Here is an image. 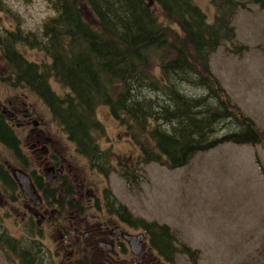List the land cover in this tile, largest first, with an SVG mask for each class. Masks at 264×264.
<instances>
[{
  "label": "trees",
  "instance_id": "trees-1",
  "mask_svg": "<svg viewBox=\"0 0 264 264\" xmlns=\"http://www.w3.org/2000/svg\"><path fill=\"white\" fill-rule=\"evenodd\" d=\"M46 1L55 15L36 32L6 30L0 21V52L9 68L3 80L39 94L54 121L96 170L104 175L113 170L108 152L99 145L98 133L104 128L96 109L101 105L117 119L148 132L151 145L139 143L142 163L174 169L225 143H264V133L232 103L210 64L220 46L235 40L238 10L249 4L264 8V0H210L212 19L196 0H152V5L150 0ZM18 44L38 47L50 61L28 60ZM52 81L67 92L56 93ZM0 142L17 159L27 160L17 132L1 113ZM0 173L5 185L14 187L8 172L0 167ZM120 173L129 182L135 176L129 165H121ZM74 188L72 182L67 184L65 193L71 196ZM106 191L108 208L122 215L124 207L117 206L111 189ZM123 216L144 229L152 248L168 264H175V256L183 253L198 264L199 251L180 243L169 225L138 220L130 212ZM2 223L0 215V249L20 264H42L37 253L31 256L20 249L21 242Z\"/></svg>",
  "mask_w": 264,
  "mask_h": 264
},
{
  "label": "rangeland",
  "instance_id": "rangeland-1",
  "mask_svg": "<svg viewBox=\"0 0 264 264\" xmlns=\"http://www.w3.org/2000/svg\"><path fill=\"white\" fill-rule=\"evenodd\" d=\"M196 1L212 19L214 7L210 0ZM54 15L46 0H0V21L6 30L21 27L27 33L36 32ZM159 16L165 24L172 25L161 14ZM91 20L96 22L92 15ZM233 24L236 38L211 55V69L232 103L264 133V8L249 4L238 10ZM17 47L30 61H50L36 46L18 44ZM8 71L0 52V103L8 104L20 97V101L35 107L46 121L49 120L60 155L68 157L81 178L94 187L84 199L95 195L107 197L106 189H111L117 206L122 205L123 211L130 212L135 219L169 225L180 243L199 251L198 264H264V143H225L197 154L187 165L174 169L155 162L142 163L139 143L151 145L148 132L117 119L107 105H101L96 109L104 128L98 133L99 145L115 165H129L135 174L131 182L121 176L120 169L110 171L106 177L93 172L87 160L76 153L74 144L66 139L38 96L22 88L23 85L14 86L11 80H3ZM51 84L58 93L67 92L59 83L52 81ZM129 123L136 125L134 121ZM0 157L7 159L11 167L20 168L11 152L2 145ZM31 158L36 164L35 158ZM71 181L77 192L80 191L79 181L73 178ZM0 202L1 214L13 213L3 222L6 231L14 237L26 234L21 203H12L7 197ZM140 231L133 229L132 233ZM44 240L50 248L52 240L47 235ZM163 262L153 252L143 264H165ZM53 263L61 262L55 259ZM0 264L20 262L18 258L15 261L12 254L0 251ZM175 264H194V261L183 253L175 256Z\"/></svg>",
  "mask_w": 264,
  "mask_h": 264
},
{
  "label": "flooded vegetation",
  "instance_id": "flooded-vegetation-1",
  "mask_svg": "<svg viewBox=\"0 0 264 264\" xmlns=\"http://www.w3.org/2000/svg\"><path fill=\"white\" fill-rule=\"evenodd\" d=\"M25 87L44 102L53 119L45 100L29 86L23 84L22 88ZM53 90L58 93L55 89ZM19 99L20 97H16L8 104L0 103V113L17 132L27 160L17 159L4 143L0 142V145L11 152L13 159L21 169H24L21 165L27 168L24 171L30 175L39 200L35 201L25 197L21 182L17 181L13 175V169L18 167H11L9 161L1 157L0 167L5 169L13 179L9 184L14 187L6 186L0 173L2 191H0V200L7 197L12 203H21L22 223L26 234L23 232L20 237L10 234L21 242L18 244L20 249L29 251L31 256L37 253L42 259V264H54L55 259H58L60 264H143L151 253H155L149 245L148 237L141 231L138 233L144 234L140 236L143 252L135 258L126 239L127 235H134L132 233L134 227L129 223L130 219L123 216L128 212L125 211L120 215L110 210L107 197L102 195L84 199L83 196L87 194L88 197L89 192L94 191V187L81 178L77 167L68 157L60 155L57 140L50 130L49 120L46 121L35 107H29ZM54 122L66 139L74 144L76 153L84 157L90 166L89 159L78 152L76 143L69 138L63 126ZM21 131H24L23 136ZM25 147L31 152L30 155ZM31 157L35 158L36 164L33 163ZM111 163L113 168L111 171H119L121 165L119 167L115 165L112 158ZM51 168H53L51 180H48L45 170ZM90 168L93 172L103 174L93 166ZM109 175L110 172L105 176ZM71 178L79 181L81 190L77 192L74 188L70 196L65 192L67 184L72 182ZM10 192L13 195H10ZM0 215L2 222H5L7 218L13 216V213L6 211ZM2 225L4 227L3 223ZM45 235L52 240L50 248L44 240ZM35 249L37 251H34ZM125 253L128 257L122 258L121 256Z\"/></svg>",
  "mask_w": 264,
  "mask_h": 264
},
{
  "label": "water",
  "instance_id": "water-1",
  "mask_svg": "<svg viewBox=\"0 0 264 264\" xmlns=\"http://www.w3.org/2000/svg\"><path fill=\"white\" fill-rule=\"evenodd\" d=\"M152 3L153 2L150 1V4ZM52 171H53V168L45 170L46 177L48 180H51ZM13 174L15 178L17 179V181L21 182L22 190H23L25 197L31 200L38 201L39 195L37 193L36 187L31 177L27 173H25L23 170L18 169V168L13 169ZM52 182H54V180ZM53 184H55V182ZM126 239L129 240L131 249L137 254L140 253L141 246H140V241L138 240V238L136 236L131 235V236H126Z\"/></svg>",
  "mask_w": 264,
  "mask_h": 264
}]
</instances>
